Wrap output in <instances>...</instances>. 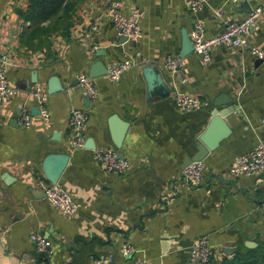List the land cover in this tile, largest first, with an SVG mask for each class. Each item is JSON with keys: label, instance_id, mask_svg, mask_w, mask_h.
Instances as JSON below:
<instances>
[{"label": "crops", "instance_id": "obj_1", "mask_svg": "<svg viewBox=\"0 0 264 264\" xmlns=\"http://www.w3.org/2000/svg\"><path fill=\"white\" fill-rule=\"evenodd\" d=\"M69 1L68 34L50 35L46 53L19 44L27 26L20 13L26 11L28 0H0V55L9 62L6 78L15 89L8 103L0 102V264H91L100 256H109L108 264H187L189 245L204 236L215 263L246 247V242L254 244L248 248L264 249V218L257 209L264 199V176L225 174L237 155L264 143V64H255L246 52L214 46L206 66H200L191 52L184 56L183 68L168 73L162 67L165 56H178L180 31L188 35L194 20H202L204 35L211 37L222 31L225 21L246 13L227 0H204L194 13L183 0ZM110 1L119 2L124 12L142 10L137 41L113 31L103 12ZM245 1L260 10L246 39L264 46V0ZM97 50L103 54L97 57ZM124 58L132 66L114 83L105 75L93 78L97 96L83 106L74 74H87L88 64L96 59L106 66ZM147 64L155 66L168 87L167 96L146 99L141 68ZM32 71L44 86L49 76H56L62 91L46 96L47 122L33 114L24 128L10 120L17 105L32 102L27 95ZM175 91L196 97L201 108L178 109L172 98ZM233 105L235 109L225 114L230 133L202 159V181L184 182L183 160L194 153L210 112ZM71 107L85 109L82 133L94 149L115 148L107 130L110 115L127 122L121 146L115 148L129 161L125 171L104 173L94 149L71 146ZM54 132L58 139L52 138ZM49 153L68 155L57 184L76 204L69 217L58 214L36 185L44 179L41 163ZM29 232L49 239V256L33 250ZM124 242L133 248L128 257L119 253Z\"/></svg>", "mask_w": 264, "mask_h": 264}, {"label": "built area", "instance_id": "obj_2", "mask_svg": "<svg viewBox=\"0 0 264 264\" xmlns=\"http://www.w3.org/2000/svg\"><path fill=\"white\" fill-rule=\"evenodd\" d=\"M232 4H239L244 0H227ZM184 4L191 12H197L204 3V0H183ZM108 16L113 31L129 41H137L140 36L138 19L142 15V10L131 8L124 12L117 1H110L103 9ZM260 13L259 8L251 9L249 13L238 20H227L221 32L206 37L204 35L203 22L200 19L193 21L188 38L192 45V53L197 57L200 66H206L211 59V49L214 46L230 47L249 54L254 60H260L264 64V46H255L246 39L247 29L254 24ZM9 62L5 55H0V102L6 104L15 94L6 78V69ZM185 65L184 57L170 56L164 57L163 69L168 73H173ZM132 66L129 58L113 60L106 64L105 77L111 83L116 82L121 74ZM76 85L81 96L88 100H93L97 96V89L93 84V79L85 72L74 74ZM182 81V80H181ZM27 95L32 101L31 104L20 105L16 115V123L21 127H28L33 114L30 107L37 110V116L42 122H47L49 112L45 105L46 89L42 83H31L27 88ZM174 106L183 111L199 110L202 102L196 97L175 91L173 96ZM87 114L84 108L71 107L67 114V127L69 129L70 144L73 148H83V129L86 124ZM94 159L100 170L104 173L121 174L129 167V161L123 156H117V150L112 147L94 149ZM225 174L229 177L240 175H263L264 176V143H255L248 151L237 155L226 168ZM181 179L189 184H199L204 176V165L202 161H191L181 170ZM36 185L44 192V198L50 206L61 216L69 217L76 211V204L72 196L62 189L57 183H49L44 179H38ZM258 212L264 218V199L257 206ZM33 250L38 254L49 256L51 245L49 239L41 234L29 232ZM133 248L124 242L120 245L119 253L122 257L132 254ZM211 249L208 239L200 237L191 242L188 247L187 264H207L210 261ZM109 256H100L92 259L91 264H108ZM131 264H144L143 261H135Z\"/></svg>", "mask_w": 264, "mask_h": 264}, {"label": "water", "instance_id": "obj_3", "mask_svg": "<svg viewBox=\"0 0 264 264\" xmlns=\"http://www.w3.org/2000/svg\"><path fill=\"white\" fill-rule=\"evenodd\" d=\"M236 10L241 13H249L251 8L249 7L248 3L244 0L236 6ZM122 39H126L122 37ZM192 52V45L188 38V35L185 30L180 31V49L178 56L184 57L187 54ZM94 54L98 57L100 54L102 55L103 52L99 50L95 51ZM260 60H255V64H260ZM141 73L144 77V81L146 83V99L149 100L153 97H164L168 95V87L164 84L160 74L156 70L155 66L152 64H147L142 66ZM106 74V67L105 65L99 60H93L91 63L88 64L87 67V76L90 78H96L99 76H103ZM30 82H36L35 78V71H32L30 74ZM45 89L47 94H52L55 92L62 91V87L58 82V78L56 76H49L45 83ZM89 100L87 98L81 97V103L83 106L88 105ZM230 103V100L227 102L214 103V107L219 105H227ZM20 104L16 106L12 117H11V124H16V115L19 111ZM232 109H235V105L225 107L222 110H218L214 108L210 112L209 120L206 124L205 129L201 132L194 144V153L191 156L186 157L183 160L182 167L186 166L191 161H202L204 156L207 154L208 151L213 150L216 148L218 143L228 136L230 133V129L225 120V114L229 113ZM30 112L32 114H37V110L35 107H30ZM128 124L127 122L120 119L117 115L112 114L107 118V130L110 137V141L112 145L119 149L122 143V139L124 134L127 131ZM53 139H58L57 132L52 133ZM83 148L94 149L92 141L87 138L84 140ZM117 156H121L120 152L117 151ZM68 160V155L65 153H49L47 154L41 163V171L44 179L49 183H57L58 177L62 172L66 162ZM42 196H44V192L41 190ZM246 247H252L254 244L250 242H246L244 244Z\"/></svg>", "mask_w": 264, "mask_h": 264}, {"label": "trees", "instance_id": "obj_4", "mask_svg": "<svg viewBox=\"0 0 264 264\" xmlns=\"http://www.w3.org/2000/svg\"><path fill=\"white\" fill-rule=\"evenodd\" d=\"M27 26L19 35V44L29 51L45 50L48 53L49 36L59 33L67 36L71 20L69 0H28L25 12L20 13ZM207 264H264L263 248H238L218 263Z\"/></svg>", "mask_w": 264, "mask_h": 264}]
</instances>
